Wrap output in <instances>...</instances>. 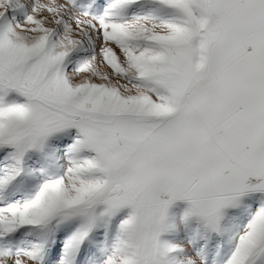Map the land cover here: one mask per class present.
I'll return each instance as SVG.
<instances>
[{
	"label": "snow or ice",
	"instance_id": "obj_1",
	"mask_svg": "<svg viewBox=\"0 0 264 264\" xmlns=\"http://www.w3.org/2000/svg\"><path fill=\"white\" fill-rule=\"evenodd\" d=\"M0 264H264V0H0Z\"/></svg>",
	"mask_w": 264,
	"mask_h": 264
},
{
	"label": "rangeland",
	"instance_id": "obj_2",
	"mask_svg": "<svg viewBox=\"0 0 264 264\" xmlns=\"http://www.w3.org/2000/svg\"><path fill=\"white\" fill-rule=\"evenodd\" d=\"M182 207V206H181ZM175 211H179V208L175 209Z\"/></svg>",
	"mask_w": 264,
	"mask_h": 264
}]
</instances>
